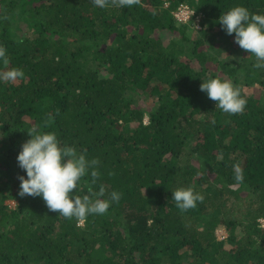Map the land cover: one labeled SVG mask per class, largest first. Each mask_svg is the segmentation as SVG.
Segmentation results:
<instances>
[{
    "label": "trees",
    "instance_id": "1",
    "mask_svg": "<svg viewBox=\"0 0 264 264\" xmlns=\"http://www.w3.org/2000/svg\"><path fill=\"white\" fill-rule=\"evenodd\" d=\"M181 3L200 28L174 19ZM236 5L264 12V0H0V71L24 72L0 82V264H264V68L219 23ZM210 77L239 88L242 113L201 91ZM33 128L98 161L78 195L120 200L83 226L20 196ZM180 187L204 199L181 211Z\"/></svg>",
    "mask_w": 264,
    "mask_h": 264
},
{
    "label": "clouds",
    "instance_id": "2",
    "mask_svg": "<svg viewBox=\"0 0 264 264\" xmlns=\"http://www.w3.org/2000/svg\"><path fill=\"white\" fill-rule=\"evenodd\" d=\"M93 3L105 8L109 0H93ZM136 3L139 0H119L121 7ZM219 23L228 35L235 34V42L242 49L255 56L258 62L254 67L264 68V12H250L247 7L236 5L219 17ZM0 60L8 62L7 49L3 45H0ZM23 77L24 72L19 67L0 71V82H13ZM201 81V91L216 101L221 111L229 114L244 111L247 101L231 80L210 77ZM28 133L29 138L22 144L16 157L19 167L26 173L18 177L20 196H39L51 211L65 218H76L78 224L90 215L106 213L112 202L120 200L121 193L115 190L107 199L102 198L105 196L103 186L98 191L89 189V193L78 195L80 182L90 169L95 183L98 173L94 166L98 161L89 160L85 154L78 153L75 147L62 144L54 131L33 128ZM235 172V179L242 181L243 173L238 165L235 166ZM171 198L181 211L196 207L197 202L204 199L192 187L177 188L172 191Z\"/></svg>",
    "mask_w": 264,
    "mask_h": 264
},
{
    "label": "built area",
    "instance_id": "3",
    "mask_svg": "<svg viewBox=\"0 0 264 264\" xmlns=\"http://www.w3.org/2000/svg\"><path fill=\"white\" fill-rule=\"evenodd\" d=\"M172 15L174 19L179 24H188L191 23L192 25H195L196 28H200V17L196 13V11L191 8L188 4L182 3L175 7L172 11Z\"/></svg>",
    "mask_w": 264,
    "mask_h": 264
},
{
    "label": "rangeland",
    "instance_id": "4",
    "mask_svg": "<svg viewBox=\"0 0 264 264\" xmlns=\"http://www.w3.org/2000/svg\"><path fill=\"white\" fill-rule=\"evenodd\" d=\"M168 4V3H167ZM147 121V119H146ZM8 205L10 206H14L15 205V201H8ZM261 222L264 223V221L261 219ZM84 221H80L79 225H84ZM228 233L224 230V227H219L218 230L216 231V236L217 239L220 240H224L227 237Z\"/></svg>",
    "mask_w": 264,
    "mask_h": 264
}]
</instances>
